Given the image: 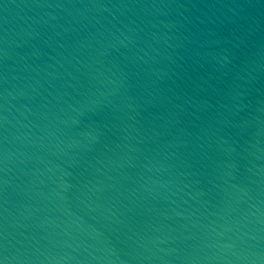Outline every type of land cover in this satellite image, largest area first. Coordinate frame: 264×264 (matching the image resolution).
I'll return each mask as SVG.
<instances>
[{"label": "water", "instance_id": "95a60500", "mask_svg": "<svg viewBox=\"0 0 264 264\" xmlns=\"http://www.w3.org/2000/svg\"><path fill=\"white\" fill-rule=\"evenodd\" d=\"M0 264H264V0H0Z\"/></svg>", "mask_w": 264, "mask_h": 264}]
</instances>
